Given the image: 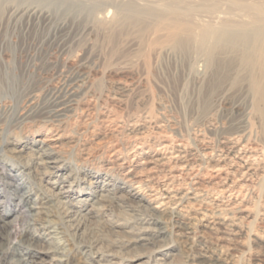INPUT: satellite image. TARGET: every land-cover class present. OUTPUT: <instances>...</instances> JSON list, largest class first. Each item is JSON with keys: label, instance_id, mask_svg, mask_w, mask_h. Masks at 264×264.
<instances>
[{"label": "rangeland", "instance_id": "obj_1", "mask_svg": "<svg viewBox=\"0 0 264 264\" xmlns=\"http://www.w3.org/2000/svg\"><path fill=\"white\" fill-rule=\"evenodd\" d=\"M91 1L98 4L90 10L81 5L83 0H0V183L1 187L5 185L0 212L17 206V182L20 193L31 191L33 197L53 185L26 172L10 178L9 168H19L18 159L6 148L10 139L29 140L31 145L30 141L39 133L60 134L59 153L66 164L61 177L70 174L75 188L71 195L62 196L66 206L77 203V197H93V190L113 191V182L125 185L124 174L135 167L140 154L163 144L162 140L168 143L163 147L168 155L179 143L190 149L201 139L215 144L232 122L230 106L234 104L241 106L239 116L246 120L248 134L262 142L264 150L263 127L251 105L246 81L228 82L222 75L214 85L201 48L205 34L209 33L212 40H220L213 41L215 56L241 57L248 44L236 42L229 49L222 45L226 37L223 33L242 32L258 22L264 25V0H133L150 7H164L163 11L144 16H131L121 10L119 5L125 0H84V4ZM28 9L39 14L29 15ZM104 12L113 17V22L101 23L99 16ZM231 14L253 22L231 21ZM176 18L191 24L189 31L181 35L185 39L182 46L176 45L170 29V22ZM261 40L262 48H254L252 55H264V32ZM78 64L87 78L73 106L64 114L53 115L52 100L67 85L68 75ZM133 125L144 128L132 130ZM133 158L135 162L131 163ZM258 159L251 157L263 169L235 192L249 215L244 219V231L232 242L235 247L230 264H264L260 259L264 256V221H259L264 215V153ZM21 162L20 159V170ZM173 168L177 171L179 166ZM169 170L157 171L159 179L169 177ZM218 171L211 166L199 170L203 188L216 193L211 182L220 176ZM225 172L226 168L220 174ZM175 183L183 187L187 184L181 178H176ZM112 202L115 205H109V200L98 201L97 205L102 207L85 219V237L92 247L77 245L79 237L70 226L61 225L60 207L54 201L49 203L55 210L51 224L59 226L58 232L28 225L26 214L14 221V225L24 228L21 236L34 243L29 256L32 264H91L89 252L102 253L107 262H128L129 254L136 250L142 253L136 262L151 264L156 257L152 244L137 249L134 244L120 246L129 236L128 230H136L149 216L150 209L134 203L128 206V202L117 197ZM154 212L164 216L163 210ZM207 220H195V238L216 239L215 233L203 226ZM0 222L3 231L10 227L1 214ZM166 225L163 237L174 247L165 257L172 264H191L190 244H184L170 224ZM108 228L119 230L111 232ZM48 248L66 250L69 255Z\"/></svg>", "mask_w": 264, "mask_h": 264}, {"label": "bare ground", "instance_id": "obj_2", "mask_svg": "<svg viewBox=\"0 0 264 264\" xmlns=\"http://www.w3.org/2000/svg\"><path fill=\"white\" fill-rule=\"evenodd\" d=\"M63 1L77 3V0ZM97 4L95 1L84 4V0L81 3V5H85L84 7L90 10L96 7ZM119 7L131 16H144L149 13L155 14V12H160V9L162 11L164 9L163 6L160 8L156 5H151L150 7L148 4L143 5L133 0L122 1ZM27 13L29 15L39 14L35 9H28ZM235 19L234 15L231 14L230 20L234 21ZM99 20L101 23H107L111 22L113 17H109V14L104 12L99 16ZM227 20L229 19L226 18ZM236 20L245 23L253 22V20L249 21L247 18L244 19L242 17ZM254 24L253 28L243 30L242 32L231 30L223 33L226 34V37L222 45L227 46L229 49L236 42L248 44L249 48L246 50V53H242L239 58L225 59L215 56L214 47L216 43L213 41L218 42L220 40H212L209 33L205 34L204 39L206 41L203 40L201 48H203L202 52L209 69L208 74L213 78L212 82L214 85L222 75L228 79V82L233 83V81L237 80L241 82L246 81L247 89L251 94V105L264 131V55L260 53L251 54L254 48H262L261 37L264 32V25L261 22ZM170 27L174 42L177 46H182L185 39L181 35L189 31L191 24L176 18L170 22ZM86 78L87 75L83 67L79 64L75 65L74 70L68 75L67 85L57 92L52 100L53 115L59 116L64 114L73 106L76 96L79 94ZM230 109L233 113V117H231L232 122L228 128L222 131L215 144L211 145L201 139L195 147L190 149L179 143L178 147L168 155L163 152V147L167 146L168 143L162 140L163 144L156 148H151L146 151L147 153L140 154V158L136 159L137 164H133L135 167H130L129 171L124 174L123 181L126 183L125 185L122 186L113 182L115 184L112 188L113 191L110 188H107V192L93 190V192H90L93 197H77V203L72 202L71 206H66V201L61 199L62 196L71 195L75 188L73 181L69 179L70 174L61 177L66 164L59 153L62 143L60 134L52 136L55 134L39 133L38 137L30 141L31 145H28L29 140H8L7 143L10 146L6 148L12 152L10 155L17 158L19 163V168H9L8 175L11 176L10 178L20 175V172H26L34 174L38 180L45 179L53 185L51 188L47 187L43 189L44 192L40 195L33 197V192L31 191H22L20 193V182L15 184L17 188L16 195L19 198L17 206L0 212L4 222L10 224V227H7V230L3 231L2 223L0 222V264H32L33 259L29 258V256L33 252L34 248L32 247L34 243L30 239L21 236L20 232L24 228L20 229V227H17V224V226L14 225V221L20 217L24 218L25 214L28 216V225L37 224L38 228H48V231L53 233L59 231V226L51 224V222H54L51 216L55 213V210L49 207L51 201L58 203L60 207L61 225L63 227L66 225L70 226L73 233L79 237L77 245L92 247V244L85 237L87 231V223L84 224L85 219L92 216L91 213L94 209L102 207L99 206V203L97 205L98 201L109 200V205H115L112 202L114 197L128 202V206H133L134 203L136 205H144L150 209V212L147 213L149 216L146 217L145 221L141 222V225L136 230H128L127 233L130 234L122 240L121 247L123 245L134 244L133 247L137 249L141 245L152 244L156 257L151 264H172L173 262L167 259L165 255L172 250L174 245L163 237L167 231L166 224H170L173 232L178 235V238L184 244H190L192 252H190L188 258L191 264H230L231 254L234 253L233 248L235 247L232 246V242L244 231V219L249 215V212H246L247 209L242 206V199H239L240 197L235 192L240 191V187L245 185V182L247 183V180L256 175L258 170L262 168L261 164H254L251 157L258 159L264 153L261 146L262 142L260 144L256 138L250 135L251 133L248 134V124L246 120L239 116L242 111L241 106L234 104L230 106ZM156 126L160 127V124H156ZM142 128H144L143 125L134 126L132 130H140ZM24 153L25 155H23ZM1 159L3 161L4 158ZM20 159L22 160L21 170ZM133 161L135 162L134 158L130 162L133 163ZM174 165L179 166L177 171H174ZM207 166L219 170L220 176H218V179L215 182L209 181L212 183V188L217 190L216 193L211 192V188H203V181L199 179V170ZM109 167H112V165ZM224 168H226V172L222 175L220 171ZM166 169H170L171 175L165 177L164 180H160L157 171L162 172ZM195 169L197 172H195ZM248 175L249 177H247ZM176 178L183 179L187 183L186 186H178L179 182L175 183ZM238 178L244 181L239 182L237 181ZM4 186L1 187L0 183V197L2 196ZM116 188H119V190L115 193ZM94 191L96 192L95 194ZM111 192L113 193L112 196H110ZM80 202L82 204H79ZM76 205H79V207ZM86 208L87 211L83 212L82 209L86 210ZM156 209L163 210L164 216L156 214L154 212ZM192 211L194 214H192ZM208 217H211V220H207ZM198 218L207 220L203 226L215 233L216 239L195 238L192 235L194 223L197 222L195 220H198ZM259 221H264V215ZM108 229L111 232L119 230ZM35 234H38L37 231H35ZM262 242L264 247V240ZM98 250L100 251V247H98ZM48 251H59L64 255L68 254L64 252L66 250L60 251L57 248H48ZM90 253L91 264H142L141 262H136L138 257L142 255L139 250L129 254L128 262L122 261L123 259L107 262L105 261V255L102 253L94 255ZM59 259L66 260V258ZM260 259L264 260V256Z\"/></svg>", "mask_w": 264, "mask_h": 264}]
</instances>
